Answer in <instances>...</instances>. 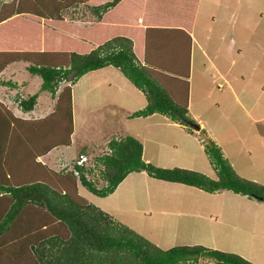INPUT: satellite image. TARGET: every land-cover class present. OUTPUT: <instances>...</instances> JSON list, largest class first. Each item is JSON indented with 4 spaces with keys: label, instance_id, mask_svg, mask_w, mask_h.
<instances>
[{
    "label": "trees",
    "instance_id": "obj_1",
    "mask_svg": "<svg viewBox=\"0 0 264 264\" xmlns=\"http://www.w3.org/2000/svg\"><path fill=\"white\" fill-rule=\"evenodd\" d=\"M87 1L16 0L0 4V23L11 15L25 19L32 15L38 22L14 18L20 47L0 49V70L8 63L25 61L27 71L41 79L39 89L55 97L52 110L38 119L14 117L0 102V176L5 170L0 177V264H197L199 258L211 264H255L238 254L198 244L161 249L77 193L79 184L104 197L129 172L144 171L149 177L207 193L228 190L264 202V183L239 176L203 129L214 178L191 169L144 162L141 143L129 135L108 139L107 152L95 158L104 182L100 187L86 177L89 170L84 167V148L69 168L63 164L65 170H53L37 160L52 148L70 143L71 85L84 73L107 65L116 68L145 98L144 106L131 116L158 113L195 128L187 106L190 33L197 0H188L185 26L177 21L144 25L137 35L102 28L120 0L91 6ZM79 4L90 9L99 26L97 36L76 29L88 38L90 47L76 49L74 43H70L71 48L39 47L35 36L43 29L51 34L61 32L62 38L70 36L73 28L62 21L61 14ZM75 38L84 40L80 35ZM63 82L66 84L59 87ZM35 97L16 95L13 100L25 112L32 109ZM80 157L84 160L77 164Z\"/></svg>",
    "mask_w": 264,
    "mask_h": 264
},
{
    "label": "rangeland",
    "instance_id": "obj_2",
    "mask_svg": "<svg viewBox=\"0 0 264 264\" xmlns=\"http://www.w3.org/2000/svg\"><path fill=\"white\" fill-rule=\"evenodd\" d=\"M6 1L15 3L16 0H0V4ZM103 1L87 2L91 6ZM29 17L14 15L18 20L38 23L37 19L32 20V15ZM61 18L73 28L70 36L75 37L82 36L76 29L90 30L96 19L84 4L62 12ZM60 34L43 29L35 39H38L39 47L51 44L55 48H71L70 36L62 38ZM75 37L71 39L75 40L76 49H81ZM193 37L187 115L190 118L196 116L192 119L198 128L201 124L199 129L166 124L160 115L155 114L146 122L128 118V129L124 132L119 120L110 126L106 123L109 120L92 118V113L85 110L78 112L76 98L82 86L86 88L92 83L84 81L80 89L75 85L72 91V144L65 148L57 146L56 151L52 149L43 161L56 170H65L63 164L66 162L69 168L79 150L84 148L87 157L84 167L89 170L86 177L100 187L104 182L95 158L108 150L105 142L108 131L107 135L113 132L120 138L125 135L136 138L141 143L144 162L163 168L191 169L214 178L205 151L206 137H209L239 176L264 183V141L261 138L264 120H252L264 115V0H200L193 21ZM24 44L31 45L29 42ZM86 46L88 48L90 44L87 42ZM15 66L13 81L38 80L27 71V63L20 61ZM120 78L118 74L117 79ZM122 80L124 85L118 86L125 92L127 88L135 90L129 81ZM111 83L109 89L101 88L100 94L114 97L118 102L122 99L123 103L119 104L122 107L130 103V94L121 95L120 88L116 91ZM65 84L60 83V87ZM36 87L30 83L20 94L25 98L37 91ZM235 95L240 103L235 101ZM50 97L47 93V104ZM143 97L138 96L139 99ZM8 103L11 108L16 107L13 101ZM200 129L206 132V137ZM4 172L1 171V176ZM132 172L103 198L96 199L97 196L80 185L77 193L161 249L198 244L238 254L255 264H264V202L228 190L207 193L193 186ZM90 194L96 198H90ZM206 262L210 263L206 258H199L197 264Z\"/></svg>",
    "mask_w": 264,
    "mask_h": 264
},
{
    "label": "crops",
    "instance_id": "obj_3",
    "mask_svg": "<svg viewBox=\"0 0 264 264\" xmlns=\"http://www.w3.org/2000/svg\"><path fill=\"white\" fill-rule=\"evenodd\" d=\"M199 1L200 0L197 1L196 7L194 10L193 19H192V24H191L189 75H190V68H191L192 56H193V45H194L193 21L195 19L196 8H198ZM187 3H188V0H120V2L114 7V9H112V14H110L109 16L111 18H106L105 20L106 22H104V25H102L103 26L102 28H105V30L108 29L109 31L118 29V31L120 30L121 33L129 30L131 34L137 35V33L140 32L141 28H143L144 25H151V24L155 25L157 23L166 24V23H170L171 21H177L182 26H185L189 19V7ZM13 20H14V17H11L0 23V49L7 50L8 48L13 49V48L20 47V43H21L20 31H18L17 27H16L17 30H14V24L12 23ZM96 20L97 19H95V21H92L93 25L91 29L89 30V33H91V35L93 36H97L100 33L99 26L98 27L96 26L97 25ZM9 29H10V32H9ZM81 29L85 30V28L83 27ZM71 38L72 37L68 38L70 39L69 43H75V40H72ZM81 38H84L85 41L75 38V39H78L76 44L81 46V50H86L87 49L86 40H88V38L84 36H81ZM18 62L8 63L7 65H4V67L0 70V102L5 106L7 110L11 112V114L14 117H18L21 119L42 118L46 116L52 110L55 97H52V98L50 97L49 98L50 101L47 104V92L41 91L39 89L41 79L37 75L35 76L38 77V80H34V78H26L22 80L20 83H18L15 80L13 81L12 79L14 78V70L16 68L15 64H17ZM21 62H25V61H21ZM117 73L121 75L122 78L117 79V75H118ZM122 79H126V78L116 68L110 65L88 71L84 73L83 75H81L76 80V82L71 85V115H72L73 86L78 85L80 89L81 82L83 83L84 81H89L92 83H90V85L87 86L86 88L82 86V90L80 91L78 98H76L79 113H83V111L85 110L88 113H92L91 115L92 118H96L100 120L101 119L109 120L106 123L110 126L116 124V120H119L122 126H124V129L122 128L124 132H126L125 130L128 129L127 128L128 118L142 119L145 122L149 119L151 120L155 116V114H158V113H153L147 116H131L132 112L144 106L145 100L143 102V99H144L143 94L135 87L133 88L135 90H129L127 88L126 92L123 90V87H119L118 84L121 86V85H124L125 83L123 82ZM126 81L128 80L126 79ZM111 82H113V86L116 87V91H118V88H120L119 92L121 93V95L130 94L129 96L130 98H128V99H131L130 103H126L125 106L122 107L121 105H119L120 103H123L122 99L120 102H118L119 100L114 99V97H109V95L104 97L100 94L101 88L109 89L112 86ZM30 83L32 86L34 85L37 86L36 87L37 91L35 92L33 91V93H31V95L32 94L36 95L35 103L31 110L24 112L19 109L17 104L14 102L13 97L14 95L15 96L18 95L21 98H23V96L20 94V91H22L23 89H26ZM263 90H264V86H263ZM6 91L8 92V94L6 93ZM12 93H16V94H14L13 96H9V94H12ZM139 95H142L143 98L139 99L138 98ZM10 100L15 103L16 105L15 108L10 107L11 104L8 103V101ZM188 100H189V82H188ZM235 101L240 103L237 95H235ZM253 101H255V99ZM90 109H91V112L89 111ZM98 111L100 112L98 113ZM20 112L21 114H19ZM106 113L108 114L106 115ZM30 114H32L33 116L29 117ZM112 114H116V116H113ZM158 115H160L159 117H161V119L165 121L166 124L175 125L179 128L183 127L177 122L169 120L164 115H161V114H158ZM191 117L195 118L196 116L192 115ZM252 120L262 121L264 120V115H261L260 117L254 118ZM200 127H201V124H200ZM107 133H105V136H106L105 142H107V140L110 139L111 137L120 138L117 135H115L113 132L112 133L109 132L108 135ZM261 138L264 141V135L261 136ZM71 144H72V140H71V135H70V145ZM70 145L61 146V147L62 148L70 147ZM56 148L57 147H54L52 149L56 151ZM51 150H49L44 155L37 158V160L40 161L42 164H45L47 167L53 170H56V168H54L53 166L47 165V162L43 161L44 158L47 156V153H49ZM51 165H55V164H51ZM139 173L145 174V172L143 171H139ZM131 174H133V172L128 173L126 176L129 177ZM78 185L79 184H77V187ZM94 196H97V195L94 194ZM94 196L90 194V198L95 199L96 197ZM97 197L98 198L96 199L103 198L99 196ZM108 214L110 213L108 212ZM208 264H211V262Z\"/></svg>",
    "mask_w": 264,
    "mask_h": 264
},
{
    "label": "built area",
    "instance_id": "obj_4",
    "mask_svg": "<svg viewBox=\"0 0 264 264\" xmlns=\"http://www.w3.org/2000/svg\"><path fill=\"white\" fill-rule=\"evenodd\" d=\"M83 160H84V157H80L79 159H77L76 163L77 164H82Z\"/></svg>",
    "mask_w": 264,
    "mask_h": 264
},
{
    "label": "water",
    "instance_id": "obj_5",
    "mask_svg": "<svg viewBox=\"0 0 264 264\" xmlns=\"http://www.w3.org/2000/svg\"><path fill=\"white\" fill-rule=\"evenodd\" d=\"M195 128H197V126H195Z\"/></svg>",
    "mask_w": 264,
    "mask_h": 264
}]
</instances>
